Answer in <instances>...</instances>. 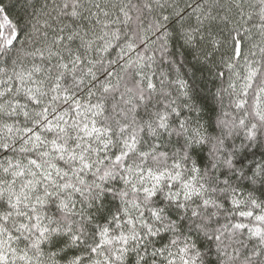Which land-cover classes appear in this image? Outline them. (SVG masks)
Instances as JSON below:
<instances>
[{"label":"snow or ice","instance_id":"6c2138e0","mask_svg":"<svg viewBox=\"0 0 264 264\" xmlns=\"http://www.w3.org/2000/svg\"><path fill=\"white\" fill-rule=\"evenodd\" d=\"M0 264H264V0H0Z\"/></svg>","mask_w":264,"mask_h":264}]
</instances>
